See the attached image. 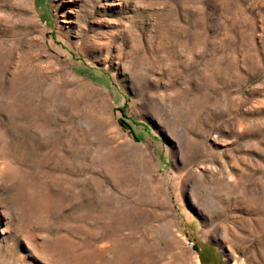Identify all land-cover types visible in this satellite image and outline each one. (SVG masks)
<instances>
[{
  "label": "rangeland",
  "instance_id": "obj_1",
  "mask_svg": "<svg viewBox=\"0 0 264 264\" xmlns=\"http://www.w3.org/2000/svg\"><path fill=\"white\" fill-rule=\"evenodd\" d=\"M0 264H264V0H0Z\"/></svg>",
  "mask_w": 264,
  "mask_h": 264
}]
</instances>
